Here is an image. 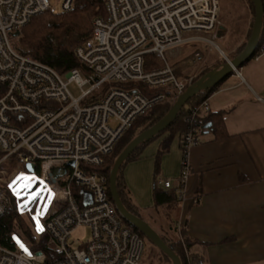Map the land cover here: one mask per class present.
<instances>
[{
	"label": "built area",
	"instance_id": "1",
	"mask_svg": "<svg viewBox=\"0 0 264 264\" xmlns=\"http://www.w3.org/2000/svg\"><path fill=\"white\" fill-rule=\"evenodd\" d=\"M105 1L106 16L94 19L90 39L76 48L85 77L76 68L64 78L49 64L20 53L11 41L34 16L57 12L56 6L50 0H0V217L18 200L6 166L14 161L54 194L43 234L47 248L58 256L48 262L43 250L27 251L19 242L14 248L0 244V264H140L143 257L144 239L124 222L105 175L82 165L101 163L138 116L166 99L164 92L147 91L169 90L176 100L195 81L196 75L178 77L169 60L192 42L217 47L219 0ZM74 2L62 0L61 11L71 10ZM151 53L163 64L146 69ZM262 53L264 44L257 56ZM202 59L194 52L193 62ZM71 81L81 89L78 97L68 89ZM210 111L205 99L188 112L178 201L187 199L190 150L201 141L200 117ZM29 163L34 172L28 171ZM162 183L166 188L175 184L172 179ZM17 209L22 211L19 203ZM82 226L91 229L88 241L72 237ZM176 227L180 232L183 222Z\"/></svg>",
	"mask_w": 264,
	"mask_h": 264
},
{
	"label": "crops",
	"instance_id": "2",
	"mask_svg": "<svg viewBox=\"0 0 264 264\" xmlns=\"http://www.w3.org/2000/svg\"><path fill=\"white\" fill-rule=\"evenodd\" d=\"M254 18L249 8L239 42L228 45L227 53L216 44L222 57L185 77L197 78L203 71L217 68L224 58L235 57L251 34ZM225 28L221 21L218 38L224 37ZM200 43L208 44L192 42L190 54L178 58L181 49L172 59L188 64L189 57L200 52L204 63L206 54ZM238 71L240 74L228 75L208 98L211 112L222 114L207 122L210 126L203 131L200 143L190 150L187 199L178 201L174 211L175 226L181 221L185 227L184 232L177 229L178 235L188 237L187 255L196 259L195 264H264V53ZM178 166L172 173L177 175L172 178L175 184Z\"/></svg>",
	"mask_w": 264,
	"mask_h": 264
},
{
	"label": "trees",
	"instance_id": "3",
	"mask_svg": "<svg viewBox=\"0 0 264 264\" xmlns=\"http://www.w3.org/2000/svg\"><path fill=\"white\" fill-rule=\"evenodd\" d=\"M247 1L249 3V6L254 11L252 0ZM106 14L107 5L105 0H75L73 8L69 11H46L42 14L34 16L24 27L21 28L19 36H12V45L20 53L33 59L47 63L58 70L61 74H66L72 69L82 68L81 63L76 57V48L80 45L86 44L90 39L93 32L94 19L98 16H106ZM245 44L246 42L239 48V50L236 52V55L241 52ZM263 44L264 16L260 41L252 58L257 56V54L259 53V49ZM182 61L184 60L177 59L172 63L174 71L178 77H184L186 75L185 70L188 68V64H184ZM224 63V60L218 62L217 67H220ZM162 64L163 61L157 54L151 53L145 57L146 69L158 67ZM206 72H208V70L203 71L201 75ZM199 77H197L195 81ZM219 85L220 83L215 87L194 95L180 110L176 119L171 123L169 127L159 132L151 140L144 141L143 143L139 144L131 153V155L123 162L118 172L117 187L120 198L130 212L146 220L132 200L130 191L128 190L125 179L123 177L122 168L129 161L139 159L145 149H147L149 145L154 141L156 143V146L154 147L153 151H155V153L157 151V157L155 161V177L153 182L154 205L150 214L155 216L156 213H160V210L170 213L174 212L178 208V198L176 191L177 185L174 184L173 187L166 188L161 184L162 179H165L162 175V160L165 154L171 152L172 145L176 138L180 139L179 144L182 148L181 137L187 130L189 125L187 120L189 110L193 107L198 106L203 100L208 99L209 96L219 88ZM158 92H164L166 94V99L161 103L155 104L146 112L138 116L117 142L114 150L111 153L103 156L101 163L92 166L82 165L83 168L104 174L109 186L110 173L118 155L139 133L149 128L159 119H161L174 103L175 98L173 97L172 91L165 89L147 91V93L149 94ZM221 114L220 112H207L200 118V122L204 127L208 121L214 122V120L218 119ZM217 125L219 126L221 125V123H218ZM204 130H206L205 127ZM222 135L223 133L221 134V136ZM14 174V171L10 172V179L14 178ZM75 187L76 189L78 188V186ZM109 194L110 199L113 201L110 192ZM31 210H33V207L30 204L29 208L22 207V211L19 212L17 209V203L14 199L10 211L6 215L0 217V244L8 248H14L17 243L14 238V234L18 237H21V235L23 234L31 240L32 250H43L47 253V261L49 262L57 258L58 256L47 248L46 237L44 236V234H42V238L39 242L35 240V236L31 232L28 224L23 218V213L25 211L30 212ZM166 220L168 222H166V224H162L161 219L156 220L160 230L152 226V224L147 220L146 221L160 234L164 242L180 257L182 264H195L196 259L192 256L189 257L187 255L185 243L189 244L190 241L188 237L185 236V238H183L180 236L181 234L178 235L179 233L175 226V220L173 219V217H166ZM124 221L127 225L132 227L134 231L139 233L143 239L146 238L145 235L136 227H134L130 222H128L126 219H124ZM184 230L185 227L182 228L181 232H184ZM158 249L160 248L158 247ZM160 251L168 261V263L173 264L170 257L161 249Z\"/></svg>",
	"mask_w": 264,
	"mask_h": 264
},
{
	"label": "rangeland",
	"instance_id": "4",
	"mask_svg": "<svg viewBox=\"0 0 264 264\" xmlns=\"http://www.w3.org/2000/svg\"><path fill=\"white\" fill-rule=\"evenodd\" d=\"M50 2L52 5L56 6L57 12H61L62 0H50ZM249 8L251 7L249 6L247 0H219V19L224 22L226 28L224 30V37L215 38L214 41L223 51H225V53H227L226 47L228 45H235L241 39L245 31V19L248 15ZM187 45L181 46L183 53L177 56L178 58L181 56L185 57V55L192 52V47H190L192 46V43H189L188 47ZM200 46L206 54V60L204 63L202 61L193 62L192 54L189 57L191 63H188V68L185 70V76H187L189 72L197 71L202 64H209V61L222 57L216 46L210 43L207 45L200 43ZM181 48L178 50L181 51ZM209 48H211L210 51ZM174 57L175 56L170 57L169 61L171 64L175 59H177V57L175 59H171ZM230 57L232 58L233 55H230ZM224 61L226 62L225 58ZM80 74L85 77L86 72L80 68ZM63 76L65 78V74ZM68 89L75 97H78L81 94V89L75 81H71L68 84ZM177 144L178 139L176 138L172 145L171 152L165 154V157L162 160V175L164 178L172 179L177 177V175H173L172 173H175L178 163L180 171L182 149H180ZM155 146L156 143L154 141L147 149H145L139 159L129 161L125 164L122 168V173L136 207L139 209L142 216L152 224V226L160 230L156 220L161 219V223L166 224V217H174L175 213H168L160 210V213H156L155 216L150 214L154 205L153 182L155 177V161L157 157V151L156 153L153 151ZM6 166L9 173L13 171L15 172L12 184L14 183V190L17 194V203H19V206L23 208H29L30 204L33 207V210L30 212L25 211L23 213V218L35 236V240L39 242L43 234V221L52 207L54 194L37 184L31 174L18 169L16 162L7 163ZM38 226L40 229L39 231ZM17 237L18 236L14 234V238L18 240L17 243L19 242L21 249L32 251V242L30 239L23 234L21 237ZM72 237L82 241H88L91 238V229L88 226H82L73 234ZM144 244L145 250L140 264H169L160 249H158L152 241L145 238Z\"/></svg>",
	"mask_w": 264,
	"mask_h": 264
},
{
	"label": "water",
	"instance_id": "5",
	"mask_svg": "<svg viewBox=\"0 0 264 264\" xmlns=\"http://www.w3.org/2000/svg\"><path fill=\"white\" fill-rule=\"evenodd\" d=\"M255 18L251 30V34L239 54L232 59H227L226 62L220 67L209 70L201 75L196 81L190 84L186 90L181 93L166 114L159 119L155 124L139 133L132 141L124 148V150L118 155L109 178V190L112 199L124 219L130 222L140 232H142L147 239L152 241L157 247H159L164 253H166L173 264H182L180 257L164 242L160 234L144 219L130 212L124 205L117 187L118 172L123 162L131 155L136 147L144 141L151 140L159 132L165 130L176 119L180 110L184 105L196 94L215 87L221 83L228 75L234 72V69H238L243 64L248 62L255 54L256 48L260 41L261 31L263 28V16H264V3L263 0H252ZM20 30L13 33V36H19ZM210 123L204 127L208 128ZM71 164H74L71 162ZM27 169L30 172L35 171V165L33 163L27 164ZM62 170L57 171L56 175H60Z\"/></svg>",
	"mask_w": 264,
	"mask_h": 264
},
{
	"label": "snow or ice",
	"instance_id": "6",
	"mask_svg": "<svg viewBox=\"0 0 264 264\" xmlns=\"http://www.w3.org/2000/svg\"><path fill=\"white\" fill-rule=\"evenodd\" d=\"M9 187H10V188H14V183H13V184H10ZM34 219H35V217H34ZM39 230H40V229H39V226H38V231H39ZM22 247H23V246H22Z\"/></svg>",
	"mask_w": 264,
	"mask_h": 264
},
{
	"label": "bare ground",
	"instance_id": "7",
	"mask_svg": "<svg viewBox=\"0 0 264 264\" xmlns=\"http://www.w3.org/2000/svg\"><path fill=\"white\" fill-rule=\"evenodd\" d=\"M201 118V117H200ZM201 125H202V123H201ZM125 222V221H124Z\"/></svg>",
	"mask_w": 264,
	"mask_h": 264
}]
</instances>
